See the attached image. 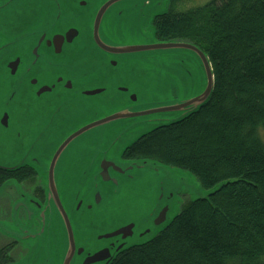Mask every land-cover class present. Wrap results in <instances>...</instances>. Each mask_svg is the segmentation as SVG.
Listing matches in <instances>:
<instances>
[{"label":"water","instance_id":"1","mask_svg":"<svg viewBox=\"0 0 264 264\" xmlns=\"http://www.w3.org/2000/svg\"><path fill=\"white\" fill-rule=\"evenodd\" d=\"M88 1L0 0L5 33L0 37V92L12 105L0 110V154L6 155L0 169H34L54 201L42 212L45 207L17 180L0 188L1 196L14 185L23 195L13 203L14 213L20 206L27 210L26 220L0 219V234L21 240L28 251L19 264H49L52 251L54 264H111L162 232L176 215L166 224L170 207L159 197L158 168L123 156L143 136L200 110L212 93L213 69L203 50L187 41L159 42L155 28L153 38L141 30L167 13L146 8L161 0ZM110 15L115 24L108 25ZM150 52L156 56H140ZM118 71L128 78L126 84ZM193 72L198 78L190 80ZM148 80L156 89L165 81L183 82V88L199 82L201 89L188 98L156 99L150 108L135 109ZM135 120L150 128L118 154L116 145ZM112 124L122 126L123 134L110 143L91 135ZM86 139L74 159L64 158ZM148 184L150 193L143 192ZM141 202L152 211L136 214ZM56 218L63 243L52 229Z\"/></svg>","mask_w":264,"mask_h":264},{"label":"trees","instance_id":"2","mask_svg":"<svg viewBox=\"0 0 264 264\" xmlns=\"http://www.w3.org/2000/svg\"><path fill=\"white\" fill-rule=\"evenodd\" d=\"M154 25L159 40H189L207 54L213 89L200 110L143 136L124 158L189 170L216 190L112 264H264V0L171 9ZM36 176L0 169V188Z\"/></svg>","mask_w":264,"mask_h":264},{"label":"rangeland","instance_id":"3","mask_svg":"<svg viewBox=\"0 0 264 264\" xmlns=\"http://www.w3.org/2000/svg\"><path fill=\"white\" fill-rule=\"evenodd\" d=\"M99 1H101V0H89L88 4L92 3L94 5H97ZM210 1H212V0H161V1H158L155 3H154V1H152L151 3L146 5V8L151 9L153 11V14H155V13L162 14V13L170 11L171 9H175L176 12L177 11L191 10L193 8L201 7ZM115 22H116V20L113 18L112 15H110L109 19H108V25L109 24H115ZM154 28H155L154 24L153 23L150 24V21H148V24L143 25L141 30H144L143 33L145 35L153 38ZM4 35H5L4 30L2 28H0V37L2 38ZM177 41H187L188 42L189 40L177 39ZM160 53H162V52H160ZM175 53H177L181 57H188V54L186 52H183V51H175ZM136 55H139V54H136ZM140 56L155 57L156 55H154V52H150V53H141ZM116 74L118 77L124 78L125 84L128 82V78L126 77V75L122 71H118ZM192 76L193 77H190V80H193L191 78H194V77L198 78V73L193 72ZM196 81H198V79H196ZM150 82H151L150 80L147 81V84L145 86L146 90L143 93L138 92L140 97L142 96L143 98L141 99L142 101L137 103V105H139V106L135 107V109L150 108V107H152V105H155L154 103L157 101H171L173 99L188 98V97H190L196 93H199V90L201 89L199 87V82L197 84H189V85L186 83V86L183 88V82L178 83L175 81H168V82L165 81L164 88L160 87L158 89L153 88L152 84H150ZM5 96L6 95H4L3 92H0V110L3 109L4 107H6V105H8V104H9V107H12V105L9 103V101L6 100ZM152 96H158L159 98L154 99ZM156 99H158V100L156 101ZM133 105H135V104H133ZM112 109H113V111L117 110L116 108L114 109V107H112ZM102 115H103V112L100 111L99 116H102ZM137 121L138 120H135L133 122L128 121L130 123L132 122V124L135 123V124H133L132 128L130 129V133L126 132L123 134L122 129H121L122 126L117 127V125L112 124V125H109L108 127H106L105 130L100 129L94 133H91V135L92 134L100 135V140L103 139V141H106V143H110L112 140H115L116 138L121 137L123 134L122 139H120L119 143L116 145L117 153L120 154L123 150V147L128 146L131 143H133L141 134H143L144 132H146L150 128L147 126L146 127L144 126L143 128H141L142 124L141 123L137 124ZM142 123H144V122H142ZM70 125H71V123H70ZM128 127L129 126L125 127L123 129V131H125V129H127ZM10 129H12L11 126H10ZM91 135L88 137L90 140L92 139ZM87 139L84 140L83 142L76 144L73 147H71L65 153L64 158L65 159H74L76 157L77 153L80 151H83V149L86 147V144L88 141ZM2 156L4 157L6 155L0 154V158L4 159V158H2ZM134 161H138V160H134ZM147 167L153 168V169H154V167H156L159 170L158 171V174L160 177L159 191H158V193L160 195L159 197H160V199L162 198L163 203L168 202L169 207H170L166 224L168 222H170V220L181 211V208L185 202H187L188 200L196 199L198 197L208 196L210 193L213 192V189L203 188L201 186L199 180L196 178V176L192 172H190L189 170H185V169L179 168V167H170V166L164 165L160 162L155 163V161H152V160H148V166ZM158 174L156 176H158ZM41 181L43 182V178L41 177L40 174H38L33 180L26 181L24 183L32 189L34 194L39 195V190L42 189L40 186ZM143 192L150 193L149 184L145 187ZM140 204H142L143 206L139 207V205H137L136 214L140 215L142 213H150L152 211V208H150V207H149V209L146 208V205L144 202H141ZM124 214H126V213H123L122 215H124ZM153 214H154V212H153ZM52 229H53V232L55 233L56 237L63 243L65 236H64V232H63L61 223L57 218L54 219V224H53ZM53 254H54V252L52 251L49 264H54ZM58 260H60V259H58Z\"/></svg>","mask_w":264,"mask_h":264},{"label":"flooded vegetation","instance_id":"4","mask_svg":"<svg viewBox=\"0 0 264 264\" xmlns=\"http://www.w3.org/2000/svg\"><path fill=\"white\" fill-rule=\"evenodd\" d=\"M157 17H155V19ZM158 41L161 42L162 40L158 39ZM169 41H175V40H169ZM123 160L133 161V160L126 159L124 157H123ZM35 172L37 173V175L39 174L37 171ZM19 185L22 187L21 190H23L24 192L32 196L34 199H36V201L38 202L37 203L38 206L45 207L42 210V212L44 210H47L46 205H48L50 209L52 208L54 201L50 200L49 196L47 195V185L44 184L42 181L40 184L42 189L39 190V195L34 194L32 189L28 187L24 182L23 183L19 182ZM22 198H23V195H21V191H19L14 185L7 187L4 190L3 194L0 196V219L13 220L14 218H19V219L26 220L28 218V214H27V210L24 207L20 206L18 208L19 209L18 212L14 213L13 203L21 200ZM42 212H40L37 218V223L39 225H41L40 224L41 219L39 217L41 216ZM113 245L114 243L110 244L111 247ZM24 247L25 246L21 240H18L16 238L7 237V236L0 234V264H19L21 258L26 256L28 253L27 249H25Z\"/></svg>","mask_w":264,"mask_h":264}]
</instances>
